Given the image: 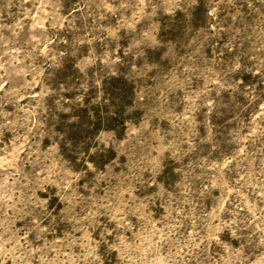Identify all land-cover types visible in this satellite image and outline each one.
<instances>
[{
	"label": "rangeland",
	"instance_id": "374dc122",
	"mask_svg": "<svg viewBox=\"0 0 264 264\" xmlns=\"http://www.w3.org/2000/svg\"><path fill=\"white\" fill-rule=\"evenodd\" d=\"M0 264H264V0H0Z\"/></svg>",
	"mask_w": 264,
	"mask_h": 264
}]
</instances>
